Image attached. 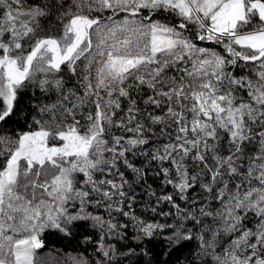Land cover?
Masks as SVG:
<instances>
[{
  "label": "snow or ice",
  "instance_id": "obj_1",
  "mask_svg": "<svg viewBox=\"0 0 264 264\" xmlns=\"http://www.w3.org/2000/svg\"><path fill=\"white\" fill-rule=\"evenodd\" d=\"M153 126L167 142L139 154L189 207L134 191L146 169L128 154ZM198 180L211 203L187 200ZM145 192L142 215L172 223L132 211ZM112 212L138 244L195 239L187 264H264V0H0V264H60L44 234L80 225L97 258L72 264H141L106 243L127 239Z\"/></svg>",
  "mask_w": 264,
  "mask_h": 264
},
{
  "label": "trees",
  "instance_id": "obj_2",
  "mask_svg": "<svg viewBox=\"0 0 264 264\" xmlns=\"http://www.w3.org/2000/svg\"><path fill=\"white\" fill-rule=\"evenodd\" d=\"M28 2H31V0H28ZM119 18V17H118ZM205 46H212V44H205ZM232 70V69H230ZM236 74L239 75V71L236 70ZM66 80H70V83L67 85L68 87H72L73 84L76 82L75 77H71L68 74H65L64 77ZM146 95L151 93H145ZM33 95L32 90L29 89V91L23 96L22 103L30 105L32 101L29 99ZM36 96L39 98V92L36 93ZM54 99V97H53ZM39 102V100H38ZM47 102V101H44ZM127 107V104L124 106ZM140 107L143 108V103L140 104ZM119 118V117H117ZM12 121H9V124H11ZM22 123V121H21ZM162 126H153V132L154 135H152L151 143H147L146 145H141L136 148V155H132V153H129V159L136 167H143L146 169V174L142 178L141 182L134 188V191L138 194L141 193L143 190L147 189L148 186H151V190L155 191L157 196L164 195V194H172L174 196V199L177 203L181 205V207H189L190 205H187L184 201L179 200V194L174 192L171 185H164L162 183L164 177L163 175L157 176L156 173L158 172V166L155 163L148 162V156L147 155H140L139 153L147 152L151 153V150L158 144L166 143L167 141L161 136V129ZM165 131H171V129H165ZM116 134H122L119 130H115ZM163 166L167 167L168 162H164ZM121 171L126 172V178L127 179H134V175L131 173L130 170H126L123 167L122 161L118 165ZM174 175V173H173ZM104 178L101 175H96L95 179L99 180ZM112 178V177H110ZM118 178V177H117ZM188 201L197 200L200 198H207L208 201L211 203V197H208V194L203 192L201 189H199L197 186L193 185V187L185 194ZM213 196L215 193L213 192ZM137 199L141 201V203L134 206L132 209L133 212H135L138 216H141L143 219H156L160 223H172V220L170 218L166 219L165 217L155 215L151 212H149L146 216L142 215V205L143 203L149 202L148 196L145 192L143 195H138ZM150 204L157 207V213L159 212H169L171 210L172 214H175V210L171 209V206L167 202H162L160 205H156L155 198H152L150 201ZM197 208L200 207L199 204L196 205ZM216 205H213L211 208L212 211H215ZM125 210H127V207H125ZM89 211H95L96 214L102 215L105 220L108 219V213L104 210L103 207L99 209H92L89 208ZM112 216L114 217L115 221L120 224H127V232L126 237L127 239L120 240V239H108L106 240V243H111L116 245L117 251L124 253L127 251L128 248H134L136 250V253L138 256L141 257V264L144 259H147L146 256H143L142 253H140V249L147 246L149 249H151V255L154 259V261L158 262V264H187V260L191 258V253L195 251L197 241L195 239H192L186 243L176 244V245H170L166 246L167 242L164 241L162 238L154 237L151 241L145 242V244H138L136 241L132 240V236L134 235V230L131 225V221L129 218L124 217L122 215H118L115 212H112ZM208 223L209 221H205ZM191 227V225H189ZM85 226L80 225L77 228L73 229V234L65 235L64 233H60L55 230H48L43 236L44 240V246L42 249L38 250L39 254L41 256H50L51 258L58 260L60 264H72V260L70 259L69 254L76 255L79 253H83L86 257H88L91 260H95L97 257L93 253V246L92 243H85L84 242V236H91L93 240H96L99 238V232L92 231L89 229L88 231H85ZM167 253V254H166Z\"/></svg>",
  "mask_w": 264,
  "mask_h": 264
},
{
  "label": "rangeland",
  "instance_id": "obj_3",
  "mask_svg": "<svg viewBox=\"0 0 264 264\" xmlns=\"http://www.w3.org/2000/svg\"><path fill=\"white\" fill-rule=\"evenodd\" d=\"M205 44H206V42H205ZM122 104H123V106H125L127 103L126 102H124V101H122ZM210 163H211V161H209ZM192 171H195V169H192ZM201 181H199L198 180V182H197V184H195V186H197L198 188H199V183H200ZM200 189V188H199Z\"/></svg>",
  "mask_w": 264,
  "mask_h": 264
},
{
  "label": "water",
  "instance_id": "obj_4",
  "mask_svg": "<svg viewBox=\"0 0 264 264\" xmlns=\"http://www.w3.org/2000/svg\"><path fill=\"white\" fill-rule=\"evenodd\" d=\"M206 44H211V42H206Z\"/></svg>",
  "mask_w": 264,
  "mask_h": 264
}]
</instances>
